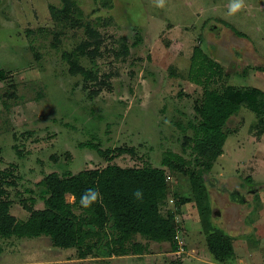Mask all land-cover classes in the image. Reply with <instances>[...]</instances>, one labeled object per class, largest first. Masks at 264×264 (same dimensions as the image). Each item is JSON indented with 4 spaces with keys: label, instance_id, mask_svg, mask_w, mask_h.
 <instances>
[{
    "label": "rangeland",
    "instance_id": "374dc122",
    "mask_svg": "<svg viewBox=\"0 0 264 264\" xmlns=\"http://www.w3.org/2000/svg\"><path fill=\"white\" fill-rule=\"evenodd\" d=\"M75 2L82 24L99 34L94 59L78 51L93 40L86 27H64L51 18L49 5L59 7L60 0H0V188L18 221L29 218L24 203L32 206L34 199V208H44L39 184L51 173L76 175L110 164L161 168L167 152L181 154L204 94L188 79L196 46L224 69L226 77L213 78L211 88L264 92V44L258 52L214 21L225 12L219 11L223 0H162V7L160 0ZM231 19L264 37V17L249 7ZM65 54H77L92 77L71 75ZM257 122L245 108L232 117L223 155L206 176L210 221L233 239L232 258L219 262L211 255L189 178L168 171L170 195L161 212L175 215L183 247L176 252L169 243L136 236L127 255L80 258L47 237H13L0 238V264H264V131L259 134ZM85 143L131 152L110 161L82 149ZM134 244L144 252H135Z\"/></svg>",
    "mask_w": 264,
    "mask_h": 264
},
{
    "label": "trees",
    "instance_id": "16d2710c",
    "mask_svg": "<svg viewBox=\"0 0 264 264\" xmlns=\"http://www.w3.org/2000/svg\"><path fill=\"white\" fill-rule=\"evenodd\" d=\"M60 2L59 7L49 5L51 18L64 27H86L87 35L93 40L83 43L78 51L82 57L94 59L98 56L99 34L90 26L82 24L83 12L75 0ZM230 3L231 0H223L219 11L225 9V12L221 10L222 17L218 16L214 21L222 23L236 36L249 40L264 55V50H261L264 37L260 33L251 36L250 33L255 30L246 24L238 26L231 19L236 13L229 14ZM210 7L214 11L217 6ZM243 7H249L259 18L264 17V0H244ZM76 55H64L70 65L71 75L90 79L92 73L80 65ZM260 70L264 72V66ZM217 76L222 79L226 77L223 67L205 53L200 45L196 46L191 57L188 79L203 86L204 94L195 107V122L189 124L192 135L184 137L181 154L167 152L161 168L149 165L143 168H122L110 164L104 169L85 170L76 175L51 173L39 184L44 189L41 194L44 208H34V199L31 200L32 206L24 203V209L29 213L26 221H18L11 214L12 202L7 198L6 190L0 188V238L47 237L56 248L76 249L80 258L93 254L104 259L127 255V245L136 236L151 242L169 243L176 252L179 247L175 240L178 228L175 215L173 212L166 215L161 212L170 195V185L166 181V173L169 171L189 178L197 196L203 227L208 234L207 245L211 255L219 262L232 258L233 239L214 230L210 221L206 176L223 155L224 145L231 133L226 127L228 122L243 108L255 114L258 119L256 126L262 135L264 92L255 88L240 90L228 85L221 89L211 88L210 81ZM80 147L94 150L110 161L131 152L124 148L104 151L92 143L81 144ZM89 189L98 190L100 198L90 207L84 208L80 200ZM137 190L142 192L140 199L134 195ZM68 196L74 199L72 203L67 200ZM183 203L185 201L181 199L177 204L180 206ZM133 249L137 253L144 252L141 244H134Z\"/></svg>",
    "mask_w": 264,
    "mask_h": 264
},
{
    "label": "clouds",
    "instance_id": "9594fccd",
    "mask_svg": "<svg viewBox=\"0 0 264 264\" xmlns=\"http://www.w3.org/2000/svg\"><path fill=\"white\" fill-rule=\"evenodd\" d=\"M158 6H163L162 0H160V3ZM244 6V0H231V3L229 5V14H235L238 11H240ZM135 197L137 199H140L142 197V192L137 190L134 193ZM100 198V193L98 190L89 189L87 193L81 197L80 203L84 208L90 207L94 202H96Z\"/></svg>",
    "mask_w": 264,
    "mask_h": 264
},
{
    "label": "built area",
    "instance_id": "2783aa9c",
    "mask_svg": "<svg viewBox=\"0 0 264 264\" xmlns=\"http://www.w3.org/2000/svg\"><path fill=\"white\" fill-rule=\"evenodd\" d=\"M171 180L170 176H167L166 177V181L169 182ZM175 240L177 241V244H178V247L179 249L180 248H183L181 245L182 243L180 242V238H179V229L177 228V232H176V237H175ZM183 250V249H182Z\"/></svg>",
    "mask_w": 264,
    "mask_h": 264
},
{
    "label": "flooded vegetation",
    "instance_id": "af4514ba",
    "mask_svg": "<svg viewBox=\"0 0 264 264\" xmlns=\"http://www.w3.org/2000/svg\"><path fill=\"white\" fill-rule=\"evenodd\" d=\"M238 195V196H237ZM237 198H240V199H242V197H243V195H242V192H239V193H237ZM236 196H235V198H236Z\"/></svg>",
    "mask_w": 264,
    "mask_h": 264
}]
</instances>
